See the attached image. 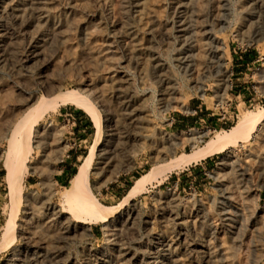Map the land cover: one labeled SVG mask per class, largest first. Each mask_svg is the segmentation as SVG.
Segmentation results:
<instances>
[{"label": "rangeland", "instance_id": "1", "mask_svg": "<svg viewBox=\"0 0 264 264\" xmlns=\"http://www.w3.org/2000/svg\"><path fill=\"white\" fill-rule=\"evenodd\" d=\"M179 1L0 3V264H264V124L243 145L171 170L244 112H264V0ZM72 91L97 104L100 137L85 110L56 100L32 126L13 206L4 160L15 123L39 99ZM92 146L90 188L115 211L109 226L48 218ZM138 181L141 193L124 202ZM184 237L210 254H186Z\"/></svg>", "mask_w": 264, "mask_h": 264}, {"label": "bare ground", "instance_id": "2", "mask_svg": "<svg viewBox=\"0 0 264 264\" xmlns=\"http://www.w3.org/2000/svg\"><path fill=\"white\" fill-rule=\"evenodd\" d=\"M9 1H13V0H0V3H8ZM180 2H181V0L179 1L178 8L182 9L183 4ZM182 11H184V10H182ZM182 11H180V12H182ZM183 23H184V21H183ZM3 29H4V27H3ZM180 31L184 32L182 30H180ZM37 55H38L37 51L33 49V51L31 52L32 58L36 57ZM196 70H197V68H196ZM225 77H226V75H225ZM223 79H225V78H223ZM165 84L163 83V85H165ZM168 85L169 84H167L165 87L163 86L164 87V92H163L164 97L165 96L170 97L172 95V89ZM59 98H62L61 101L63 100L62 101L63 104L64 103L65 104H68V103L75 104L79 108L85 110L93 118L96 126L98 127L97 129L99 131L98 138L100 137L101 113H100V110H98L97 104L94 103L93 102L94 100H92L89 96L81 95V93H79L78 91L77 92L72 91V92L65 93L64 95L58 94L57 97L55 96V98H51V99L47 98V97H44L43 99H39L35 104L32 105V107H30V109L27 111V113L22 115V117L19 119V121L15 123V125L11 131V134L9 136V139H8V148L6 150L4 163H5V169L7 171L6 181L8 183V188H9V192H10V196L12 199V205L13 206H16V203L20 198L21 182H22V178H23L22 174H21V169H22V166H23V168H25V166H24L25 162L27 161V157L31 152V148L29 146H30V135H31L32 126L49 109L56 110L57 104L55 102H56V100H60ZM29 102H30V100H29ZM29 102L27 101L26 104H29ZM164 103H166V102H164ZM261 110H263V109H261ZM263 124H264V112L263 111H260L259 113H252L251 111L244 112L239 117L236 124L232 128H230L229 130H223L221 132H217V134L211 140H209L204 146H202L201 148L195 149L192 153H184L180 156H176L173 163H172L171 170L172 169L174 170V168L176 169V168H180V167H184L187 165L197 163V162L201 161L202 159L207 158V157L215 154L216 152H221V151L230 149L233 146H236L238 144H242V143L248 141L250 135L252 133L258 131L260 129V126ZM201 135H202L201 133H196L193 137H191V140L194 142L198 141L201 138ZM95 150H96L95 146H92L89 153L83 158L81 164L78 167L76 174L70 180L69 185L66 186L64 191L60 194V200L62 203L60 211L56 210L55 205H51V203H50V205L48 204L49 207H47L48 209L46 210V211L49 210L48 211L49 212L48 218H51L57 222H60L61 219L63 218L62 215L69 214L70 217L73 218L72 220L75 223H77V226H78V224L79 225L84 224L82 221V218H83V216L88 215V216H91L92 218L99 219L106 227L109 226V222L111 221V218H112L113 214L115 213V211L112 210L111 208L110 209L106 208V207L103 208L94 199L93 194H92V190L90 188V174L92 171V165H93L94 151ZM229 159L232 160V162H235L234 161L235 160L234 152H232L229 155ZM241 171H243V175H246V170L244 171L241 169ZM141 181L136 182L131 187V189L127 193L126 197L124 198V202H128L129 200H132L134 197H136L137 195H139L141 193V191L143 189V185H144V184H142L143 181L142 182ZM12 209H14V207ZM15 211L17 212L16 209H15ZM136 212H137V210H136ZM10 214H11V212H10ZM262 214H263L262 215L263 218L261 219L262 220L261 222H264V210H263ZM13 215H14V213H13ZM10 217H11V215H10ZM14 217L12 219L9 218L10 222L8 223L9 220L7 221V224H6L7 227L5 226L6 229H4L5 230L4 239L8 240L10 243L15 238ZM256 219H257V217H256ZM257 221H255V222H257ZM64 225L66 226V229L71 228V229L75 230V228H77L76 224H73V225L69 224V221L64 222ZM179 225L183 226L184 222H179ZM26 226H28V225H26ZM25 227L22 224V228L19 231L21 233V235L26 234V230H28V228L26 229ZM185 227H186V225H185ZM184 231H186V229H184ZM75 232H76V230H75ZM182 236H185V233H183L182 230H180L179 239H182ZM177 241H178V239H177ZM171 242L172 243L170 245V249H173V240ZM177 243H179V242H177ZM206 247L207 246H205L204 243H202L201 241H199V243L194 242V241H190V240L187 241L186 237H184L183 249H184L186 254H202V256H203V254H210L208 248H206ZM177 251H179V250H177ZM171 254H174V253H171ZM202 256H201V258H202ZM204 257H205V255H204ZM202 262H203V260H202Z\"/></svg>", "mask_w": 264, "mask_h": 264}, {"label": "crops", "instance_id": "3", "mask_svg": "<svg viewBox=\"0 0 264 264\" xmlns=\"http://www.w3.org/2000/svg\"><path fill=\"white\" fill-rule=\"evenodd\" d=\"M247 60H248V59H247ZM243 61H244V59H242V63H243ZM244 63H245V64H248L247 61H245ZM76 118H77L78 123H82V122H81V119H82L81 116H79L78 114H76ZM72 155H73L72 159H75V157H76V156H75V152H73ZM67 157H68L69 159H71V155H67ZM65 168H66V167H65ZM73 177H74V176H73ZM73 177H72V178H73ZM173 180H174V178H173Z\"/></svg>", "mask_w": 264, "mask_h": 264}, {"label": "trees", "instance_id": "4", "mask_svg": "<svg viewBox=\"0 0 264 264\" xmlns=\"http://www.w3.org/2000/svg\"><path fill=\"white\" fill-rule=\"evenodd\" d=\"M75 174V173H74ZM0 176H1V174H0ZM74 176V175H73ZM68 184V183H67ZM132 185L131 184H129V187H131Z\"/></svg>", "mask_w": 264, "mask_h": 264}]
</instances>
